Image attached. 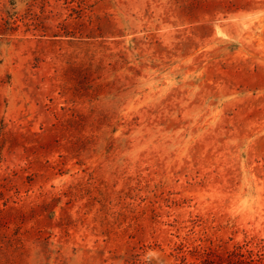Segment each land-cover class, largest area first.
Segmentation results:
<instances>
[{"label": "rangeland", "instance_id": "obj_1", "mask_svg": "<svg viewBox=\"0 0 264 264\" xmlns=\"http://www.w3.org/2000/svg\"><path fill=\"white\" fill-rule=\"evenodd\" d=\"M0 264H264V0H0Z\"/></svg>", "mask_w": 264, "mask_h": 264}]
</instances>
